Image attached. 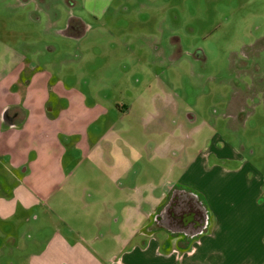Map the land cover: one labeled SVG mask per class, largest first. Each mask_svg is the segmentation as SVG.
Here are the masks:
<instances>
[{"label":"rangeland","instance_id":"374dc122","mask_svg":"<svg viewBox=\"0 0 264 264\" xmlns=\"http://www.w3.org/2000/svg\"><path fill=\"white\" fill-rule=\"evenodd\" d=\"M262 41L264 0H0V91L60 107L33 130V176L48 185L59 168L58 183L87 196L120 164L160 191L217 153L264 180ZM68 200L61 215L88 232ZM55 211L1 237L0 264H25L41 222L45 233L61 222Z\"/></svg>","mask_w":264,"mask_h":264},{"label":"crops","instance_id":"0c3cea01","mask_svg":"<svg viewBox=\"0 0 264 264\" xmlns=\"http://www.w3.org/2000/svg\"><path fill=\"white\" fill-rule=\"evenodd\" d=\"M8 92L0 91V239L14 241L32 212L56 209L61 219L52 233L41 222V245L25 264H264V180L251 176L249 163L230 168L221 153L199 154L161 192L159 182L129 181L127 167L114 164L107 184L81 195L78 185L58 183L59 168L51 185L33 176L32 161L42 159L32 150L33 130L45 113L56 124L60 107ZM65 200L71 220L84 218L88 232L61 215Z\"/></svg>","mask_w":264,"mask_h":264},{"label":"built area","instance_id":"2783aa9c","mask_svg":"<svg viewBox=\"0 0 264 264\" xmlns=\"http://www.w3.org/2000/svg\"><path fill=\"white\" fill-rule=\"evenodd\" d=\"M173 251H176V250H173Z\"/></svg>","mask_w":264,"mask_h":264},{"label":"trees","instance_id":"16d2710c","mask_svg":"<svg viewBox=\"0 0 264 264\" xmlns=\"http://www.w3.org/2000/svg\"><path fill=\"white\" fill-rule=\"evenodd\" d=\"M263 42V41H262ZM264 43V42H263Z\"/></svg>","mask_w":264,"mask_h":264}]
</instances>
